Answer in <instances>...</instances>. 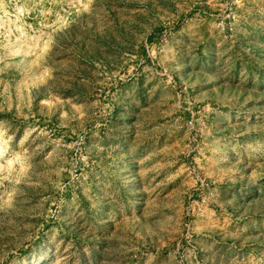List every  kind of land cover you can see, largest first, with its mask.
Instances as JSON below:
<instances>
[{
  "label": "rangeland",
  "instance_id": "1",
  "mask_svg": "<svg viewBox=\"0 0 264 264\" xmlns=\"http://www.w3.org/2000/svg\"><path fill=\"white\" fill-rule=\"evenodd\" d=\"M0 264H264V0H0Z\"/></svg>",
  "mask_w": 264,
  "mask_h": 264
}]
</instances>
